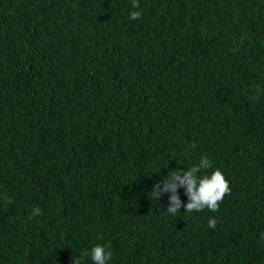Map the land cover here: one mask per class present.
Masks as SVG:
<instances>
[{"label": "trees", "instance_id": "obj_1", "mask_svg": "<svg viewBox=\"0 0 264 264\" xmlns=\"http://www.w3.org/2000/svg\"><path fill=\"white\" fill-rule=\"evenodd\" d=\"M138 3L0 0V264H264V0ZM202 156L219 210L163 212Z\"/></svg>", "mask_w": 264, "mask_h": 264}, {"label": "clouds", "instance_id": "obj_2", "mask_svg": "<svg viewBox=\"0 0 264 264\" xmlns=\"http://www.w3.org/2000/svg\"><path fill=\"white\" fill-rule=\"evenodd\" d=\"M132 6L139 9L140 5L138 0H132ZM141 11H133L130 13L131 20H137L141 18ZM212 167V162L202 156L198 164L192 166L187 170L175 169L171 170L169 174L163 180L157 181L150 191L151 198L154 201H158L162 193H168V204L165 207V213L169 215H175L181 208L184 212H198L205 208L211 212H217L219 205L222 202L224 196L230 193V187L228 181L225 179L222 172L217 168L210 174L200 175L201 172ZM183 188L184 194L187 197V202L182 203L178 189ZM8 203H11V199H8ZM40 209L35 207L33 209V215H39ZM217 224L215 217L208 220V227L214 229ZM93 264H107L111 259L112 253L107 251L104 245L97 244L93 246L89 252H85L84 255L88 256ZM70 264H81V258H71Z\"/></svg>", "mask_w": 264, "mask_h": 264}]
</instances>
